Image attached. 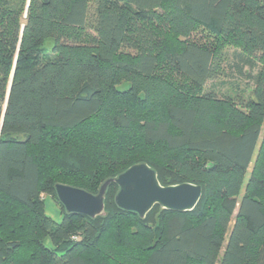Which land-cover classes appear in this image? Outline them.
<instances>
[{"label":"trees","instance_id":"obj_1","mask_svg":"<svg viewBox=\"0 0 264 264\" xmlns=\"http://www.w3.org/2000/svg\"><path fill=\"white\" fill-rule=\"evenodd\" d=\"M137 164L196 208L58 201ZM0 264H264V0H0Z\"/></svg>","mask_w":264,"mask_h":264},{"label":"water","instance_id":"obj_2","mask_svg":"<svg viewBox=\"0 0 264 264\" xmlns=\"http://www.w3.org/2000/svg\"><path fill=\"white\" fill-rule=\"evenodd\" d=\"M112 184L119 188L115 197L118 208L138 214L142 219L155 206L178 213L193 211L202 197L201 186L189 183L162 186L155 170L147 164L134 165L117 177L106 180L97 194L62 184L56 185L55 190L67 214L96 219L105 213L106 194Z\"/></svg>","mask_w":264,"mask_h":264},{"label":"rangeland","instance_id":"obj_3","mask_svg":"<svg viewBox=\"0 0 264 264\" xmlns=\"http://www.w3.org/2000/svg\"><path fill=\"white\" fill-rule=\"evenodd\" d=\"M194 40H197V41H200L202 42V37L200 34H196V36H194ZM234 77H232L231 79H233ZM253 166V165H252ZM252 166H251V169L249 170L248 172V175H247V180L252 172ZM243 193H244V189H243ZM242 193V194H243ZM47 213L50 217H52L56 222H60L61 219H62V212H61V209L60 207L53 201V200H49L47 202ZM233 226V224L231 225V227Z\"/></svg>","mask_w":264,"mask_h":264},{"label":"crops","instance_id":"obj_4","mask_svg":"<svg viewBox=\"0 0 264 264\" xmlns=\"http://www.w3.org/2000/svg\"><path fill=\"white\" fill-rule=\"evenodd\" d=\"M49 200L51 201V199H48V201H49ZM48 201H47V202H48ZM233 225H234V224H233Z\"/></svg>","mask_w":264,"mask_h":264}]
</instances>
